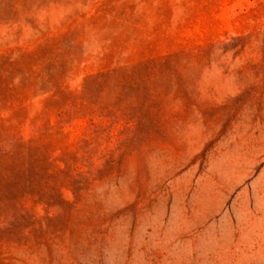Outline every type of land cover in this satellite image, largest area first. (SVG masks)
Returning a JSON list of instances; mask_svg holds the SVG:
<instances>
[{
    "label": "rangeland",
    "instance_id": "rangeland-1",
    "mask_svg": "<svg viewBox=\"0 0 264 264\" xmlns=\"http://www.w3.org/2000/svg\"><path fill=\"white\" fill-rule=\"evenodd\" d=\"M0 264H264V0H0Z\"/></svg>",
    "mask_w": 264,
    "mask_h": 264
}]
</instances>
